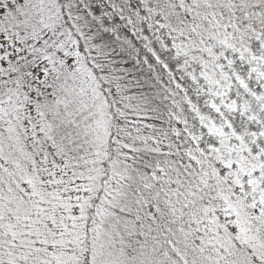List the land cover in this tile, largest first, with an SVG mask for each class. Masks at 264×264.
Instances as JSON below:
<instances>
[{
	"label": "snow or ice",
	"instance_id": "obj_1",
	"mask_svg": "<svg viewBox=\"0 0 264 264\" xmlns=\"http://www.w3.org/2000/svg\"><path fill=\"white\" fill-rule=\"evenodd\" d=\"M0 264H264V0H0Z\"/></svg>",
	"mask_w": 264,
	"mask_h": 264
}]
</instances>
